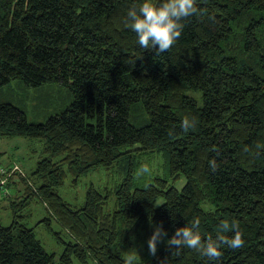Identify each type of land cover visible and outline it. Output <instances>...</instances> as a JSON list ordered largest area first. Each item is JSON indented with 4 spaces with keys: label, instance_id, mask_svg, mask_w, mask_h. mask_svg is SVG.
I'll use <instances>...</instances> for the list:
<instances>
[{
    "label": "trees",
    "instance_id": "obj_1",
    "mask_svg": "<svg viewBox=\"0 0 264 264\" xmlns=\"http://www.w3.org/2000/svg\"><path fill=\"white\" fill-rule=\"evenodd\" d=\"M141 2L0 0V87L55 81L73 95L44 122L0 101V136L42 142L26 176L8 175L14 162L0 163V213L11 214L9 224L0 220V264H123L122 245L149 239L161 223L168 239L197 218L205 242L228 221L239 225L244 246H225L213 261L161 241L154 256L145 246L137 264H264V0H196L204 13L183 20L179 39L159 55L125 26L128 9ZM188 89L201 91V106ZM185 118L195 125L187 132ZM156 151L167 158L166 174L138 177L142 156ZM115 165L125 177L111 188L89 185L82 204L58 192L67 176L76 184ZM34 201L49 216L36 224L63 244L59 255L25 223Z\"/></svg>",
    "mask_w": 264,
    "mask_h": 264
},
{
    "label": "rangeland",
    "instance_id": "obj_2",
    "mask_svg": "<svg viewBox=\"0 0 264 264\" xmlns=\"http://www.w3.org/2000/svg\"><path fill=\"white\" fill-rule=\"evenodd\" d=\"M187 92L196 99L199 106L203 104L201 91L188 89ZM72 99L73 95L70 89L55 81L46 82L38 86H27L23 81L15 79L0 87V101L11 102L18 107H22L30 122H44L50 115L65 109L71 103ZM139 105H141L139 117L146 118V113L142 110L144 109L142 103H139ZM133 114L130 117V121L134 125H138L136 117ZM41 147L42 142L40 140L26 136H0V163L14 162L17 166L21 167L20 169H22V172L24 171L23 174L26 176L34 168L40 157ZM149 157L142 156L139 166L135 168L134 172L137 174V171L142 165H147L150 169V172L147 174L164 176L167 172V158L164 152L156 151V154L149 155ZM18 172L21 174L20 171ZM11 173L9 171L8 175ZM147 174L141 176L146 177ZM125 175V168L119 165L109 168L98 166L79 176L76 184L72 183L71 176H67L64 184L58 187V192L66 201L77 205L82 204L85 199L86 189L89 185L92 184L100 189L104 187L111 188L116 186ZM136 179L138 181L142 180L138 179V177ZM20 188H23L22 184ZM30 209L31 217L25 220L26 225L34 228L36 238L40 240L48 252H54L55 255H59L62 252L63 244L46 229L44 223L36 224L41 218L48 216L44 205L39 201H34ZM0 220L4 225L9 224L11 221L10 211L3 209L2 213H0ZM50 223L54 231L58 232L61 239H69V234L56 220L51 219ZM137 238L138 236L131 241V244L122 245L119 250L123 255H126L128 252L137 251V261L141 262L149 252L145 250V246H148V239L145 237ZM160 244L161 242L158 243L157 249L160 247Z\"/></svg>",
    "mask_w": 264,
    "mask_h": 264
},
{
    "label": "clouds",
    "instance_id": "obj_3",
    "mask_svg": "<svg viewBox=\"0 0 264 264\" xmlns=\"http://www.w3.org/2000/svg\"><path fill=\"white\" fill-rule=\"evenodd\" d=\"M203 9L197 7L196 0H160L159 4L153 0H142L139 4L132 5L127 11L125 26L136 33L138 45L144 50L155 51V55L164 53L172 48L182 34L183 20L190 16L202 15ZM182 128L185 132L193 128L194 121L185 118L182 121ZM209 166L215 172L219 165L216 160H210ZM150 172L147 165H142L137 171V176ZM159 205V204H157ZM200 220L194 219L189 226L176 228L174 234L165 240L167 236L163 224L155 225L154 231L148 239L150 255H155L157 245L164 241L171 249L179 251L182 248L193 249L202 257L218 261L222 256V248L228 247L238 249L244 246V239L235 222H221L218 235L214 240L211 236L205 242L199 232ZM233 232L229 237L223 233ZM137 251L128 252L123 257V264H137Z\"/></svg>",
    "mask_w": 264,
    "mask_h": 264
},
{
    "label": "built area",
    "instance_id": "obj_4",
    "mask_svg": "<svg viewBox=\"0 0 264 264\" xmlns=\"http://www.w3.org/2000/svg\"><path fill=\"white\" fill-rule=\"evenodd\" d=\"M14 170H18V171H20V172H21V169H20V167H19V166H17L15 163L13 164L12 168L10 169V173H11L12 171H14Z\"/></svg>",
    "mask_w": 264,
    "mask_h": 264
}]
</instances>
